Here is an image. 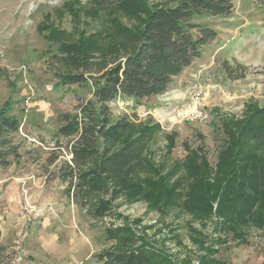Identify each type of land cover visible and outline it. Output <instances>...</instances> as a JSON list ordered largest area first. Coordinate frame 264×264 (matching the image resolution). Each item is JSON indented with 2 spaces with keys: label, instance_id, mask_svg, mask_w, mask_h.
Listing matches in <instances>:
<instances>
[{
  "label": "rangeland",
  "instance_id": "374dc122",
  "mask_svg": "<svg viewBox=\"0 0 264 264\" xmlns=\"http://www.w3.org/2000/svg\"><path fill=\"white\" fill-rule=\"evenodd\" d=\"M233 4L228 16L202 18L217 36L168 90L140 103L129 97L109 103L113 121L151 119L159 131L133 193L104 196L107 209L94 218L89 201L68 193L60 178L71 162V139L56 134L58 116L93 99L91 87L61 84L60 44L43 34L106 44L128 20L87 0H0V117L20 123L0 148L7 162L0 157V264H102L99 256L116 245L107 233L120 228L144 237L171 264H264V202L253 219L232 227L239 220L228 212L236 203L228 185L233 173L215 183L228 146L224 127L237 132L264 106V0ZM195 108L208 111L207 122L183 119ZM254 154L264 167V151Z\"/></svg>",
  "mask_w": 264,
  "mask_h": 264
},
{
  "label": "trees",
  "instance_id": "16d2710c",
  "mask_svg": "<svg viewBox=\"0 0 264 264\" xmlns=\"http://www.w3.org/2000/svg\"><path fill=\"white\" fill-rule=\"evenodd\" d=\"M87 1L126 16L128 22L116 28L110 42H71L62 31L43 35L60 44L65 68L59 74L61 84L91 87L93 99L77 105L74 113L58 116L56 134L71 139V162L60 175L68 182L66 191L73 189L83 202L89 201L88 214L98 218L107 209L104 196L115 199L120 191L133 193V179L148 171L144 154L159 131V124L151 119L146 124L127 116L113 121L109 103L118 97L140 103L168 90L174 77L217 36L202 18L228 16L234 4L233 0ZM19 124L13 116L0 117V148L9 146V136ZM237 126V132L229 124L224 127L228 146L220 155L222 168L215 180L217 186L223 173L225 177L233 173L228 185L237 191L236 203L228 212L239 220L232 227H238L240 219L245 223L253 219L256 206L264 202V167L254 154L264 151V106ZM2 153L1 163L6 165ZM107 237L116 245L99 256L102 264H171L161 250L128 228L109 231Z\"/></svg>",
  "mask_w": 264,
  "mask_h": 264
},
{
  "label": "built area",
  "instance_id": "2783aa9c",
  "mask_svg": "<svg viewBox=\"0 0 264 264\" xmlns=\"http://www.w3.org/2000/svg\"><path fill=\"white\" fill-rule=\"evenodd\" d=\"M183 119L185 121H191V120H195V121H199V122H207L209 119V113L207 110L203 109V108H195L194 110H192L191 112H189L187 115H185L183 117ZM21 209V213L23 214L24 211H27V206H20Z\"/></svg>",
  "mask_w": 264,
  "mask_h": 264
}]
</instances>
